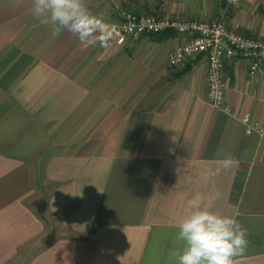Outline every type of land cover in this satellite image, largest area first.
Instances as JSON below:
<instances>
[{
    "label": "crops",
    "instance_id": "0c3cea01",
    "mask_svg": "<svg viewBox=\"0 0 264 264\" xmlns=\"http://www.w3.org/2000/svg\"><path fill=\"white\" fill-rule=\"evenodd\" d=\"M107 23L121 8L214 20L264 37V0H84ZM172 31L85 48L0 0V264H174L179 222L197 193L234 216L264 264V70L223 61L224 100L206 97L205 56L168 62ZM230 163L225 166V162Z\"/></svg>",
    "mask_w": 264,
    "mask_h": 264
},
{
    "label": "clouds",
    "instance_id": "9594fccd",
    "mask_svg": "<svg viewBox=\"0 0 264 264\" xmlns=\"http://www.w3.org/2000/svg\"><path fill=\"white\" fill-rule=\"evenodd\" d=\"M32 15L51 25L53 35L67 30L85 48L97 44L107 47L113 39L109 23L93 14L84 0H32ZM229 163L226 161L225 166ZM219 196L210 195L206 201L197 193L188 200L190 213L179 222L174 237V264H237L233 258L246 248L247 230L234 216L211 210Z\"/></svg>",
    "mask_w": 264,
    "mask_h": 264
},
{
    "label": "built area",
    "instance_id": "2783aa9c",
    "mask_svg": "<svg viewBox=\"0 0 264 264\" xmlns=\"http://www.w3.org/2000/svg\"><path fill=\"white\" fill-rule=\"evenodd\" d=\"M238 0H231V2ZM113 30V41L123 44L127 39L142 35H157L172 31L183 35L169 54L171 66H179L186 59L203 55L207 60V100L223 111H229L225 104L223 61L239 57L248 60V75L256 78L264 70V37L247 36L229 28L223 20H199L192 18L158 17L152 14L134 13L121 8L117 19L109 24ZM245 132L264 135V125L253 121L249 113L241 117Z\"/></svg>",
    "mask_w": 264,
    "mask_h": 264
},
{
    "label": "rangeland",
    "instance_id": "374dc122",
    "mask_svg": "<svg viewBox=\"0 0 264 264\" xmlns=\"http://www.w3.org/2000/svg\"><path fill=\"white\" fill-rule=\"evenodd\" d=\"M213 20V19H212ZM214 20H223L224 22H225V20L224 19H222V18H215ZM226 23V22H225ZM231 28V27H230ZM234 28H232V30H233ZM235 31H238V30H236V29H234ZM238 32H240V31H238ZM242 33V32H241Z\"/></svg>",
    "mask_w": 264,
    "mask_h": 264
},
{
    "label": "trees",
    "instance_id": "16d2710c",
    "mask_svg": "<svg viewBox=\"0 0 264 264\" xmlns=\"http://www.w3.org/2000/svg\"><path fill=\"white\" fill-rule=\"evenodd\" d=\"M165 33V32H164Z\"/></svg>",
    "mask_w": 264,
    "mask_h": 264
}]
</instances>
